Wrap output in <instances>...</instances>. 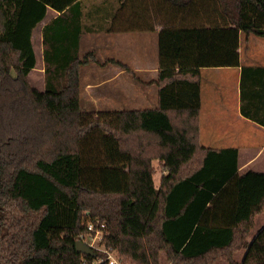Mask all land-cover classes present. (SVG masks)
<instances>
[{
  "label": "trees",
  "instance_id": "trees-1",
  "mask_svg": "<svg viewBox=\"0 0 264 264\" xmlns=\"http://www.w3.org/2000/svg\"><path fill=\"white\" fill-rule=\"evenodd\" d=\"M84 6L0 0V264H109L94 262L101 251H76L87 221L104 223L125 264H159L161 253L172 264H264V224L251 234L264 170H239L237 146L199 140L201 68L240 64V32L264 38V0ZM48 10L56 13L40 31L39 89L27 78L31 38ZM123 13L131 29L161 25L157 105L82 110L81 66L126 65L81 52L80 34ZM240 112L264 126V66H241Z\"/></svg>",
  "mask_w": 264,
  "mask_h": 264
},
{
  "label": "crops",
  "instance_id": "crops-1",
  "mask_svg": "<svg viewBox=\"0 0 264 264\" xmlns=\"http://www.w3.org/2000/svg\"><path fill=\"white\" fill-rule=\"evenodd\" d=\"M85 5L84 10H86V7L91 2H100V0H84ZM56 12L53 10H48L44 18L42 19V24L49 20L52 16L55 15ZM120 18V17H119ZM122 22L120 23L118 19L114 22L111 21V17L109 20L106 19L103 24L101 23V20L99 21V24L95 22V20H86L87 24H93L96 23L98 26L92 27L93 29L91 31L84 30L80 34V51L85 52L81 50V39L83 37V45L84 41L88 38H90L94 45H96L95 48H92L91 50H94L97 57H99V54H110L108 56H105L104 58L110 57V58H116L122 61L126 66L121 67L120 65H117L116 71L112 72L111 75H106L105 78H100L98 80H95L94 78H91L90 80H87L85 85L86 88H88L89 98L90 99H96L95 95L98 94L96 91L98 90V87L110 80H113L120 74L127 72L135 74L136 72H149L157 74V64H153V61H148V53L145 49L144 42H139L140 46L135 47L133 42L127 37L130 33L134 32H152L157 36V33L159 29L161 28V25L155 23L154 28L150 30H141V29H131L129 26L130 23V17L128 14H122L121 17ZM93 26V25H92ZM37 27V26H35ZM34 27V28H35ZM39 33L41 31V28L38 30ZM129 33V34H127ZM240 32L239 34V60L240 64L236 66H215V67H203L201 68V85H200V109H199V140L201 143L202 138L205 139H211L213 140V137L211 136V133L217 136L218 141H214L219 143V145H207V146H214V147H221V146H237L238 147V169L243 170L248 168L249 165L252 163H260V157L264 154V142L262 145L256 149V151L252 154H246L244 156V159L241 161L240 159V153L241 148L239 145L232 144L238 136H240L239 132L235 130V126L238 125L240 129V124L243 126H250V124H254L257 128L264 129V126H261L260 124L256 123L255 121H252L249 118H246L243 116L240 112V79H241V66L242 65H261L264 66V56L261 53V50L264 49V43L260 40H254L255 43V50L253 52H246L242 56L241 50L242 47H240V44L242 42V35L243 39L246 41H249L251 35L256 36L254 34L246 35L245 33ZM94 36L97 37V39L101 40L99 41L101 44H96ZM101 37V38H100ZM259 37V36H257ZM86 38V39H85ZM110 38V52L109 48L106 47V44L108 43V40ZM262 38V37H260ZM41 39V36H40ZM264 39V38H263ZM91 42V43H92ZM103 42V43H102ZM86 43V42H85ZM90 43V44H91ZM102 44H105L103 46ZM42 47V45H41ZM241 48V49H240ZM90 50V49H89ZM240 54L242 56V59L240 58ZM36 55V53H35ZM42 55V54H41ZM42 58V57H41ZM95 64V63H94ZM149 64H152L153 66L150 67ZM99 66H102L100 64H97ZM43 67V62H42ZM126 67H129L131 71L126 70ZM93 73L91 70L86 71V73ZM206 72L210 75V77L214 80L213 84L210 85V87H205L202 84L203 74ZM257 73H249L247 77L249 78V82L252 80H256L257 75H253ZM231 77L232 78V85L231 89L233 92V99H232V109H233V115L234 120H230L228 122L224 121V118L228 117V113L226 111L225 105H226V99H227V91L225 90L227 86L225 83L223 85L218 84V78L219 77ZM156 77V76H155ZM154 77V78H155ZM151 78L150 81H146L145 84H154L151 81L154 79ZM142 85V84H141ZM157 87V86H156ZM140 89H138L139 91ZM130 93L137 92L133 87L129 89ZM157 105V104H156ZM155 107V106H154ZM147 108V107H146ZM253 126V125H252ZM202 144V143H201ZM264 162V158H263ZM261 165H264L262 163ZM264 169V168H259ZM255 225V224H254ZM252 232V231H251ZM254 233V232H253Z\"/></svg>",
  "mask_w": 264,
  "mask_h": 264
},
{
  "label": "rangeland",
  "instance_id": "rangeland-1",
  "mask_svg": "<svg viewBox=\"0 0 264 264\" xmlns=\"http://www.w3.org/2000/svg\"><path fill=\"white\" fill-rule=\"evenodd\" d=\"M42 20L36 25L32 32V45L34 47V51L36 53V64L35 67L32 68L27 78L31 85L42 89L43 88V67H42V47H41V34L39 33V29L41 28ZM129 34V33H127ZM243 34V33H242ZM129 39L133 42L135 47L140 46L139 42H144L145 49L148 53V61H153V64L158 63V56H157V36L152 32H134L127 35ZM101 38V37H100ZM86 39V38H85ZM95 43L101 44L96 36H94ZM254 40L262 41L264 43V39L251 35L249 41L243 39L242 35V42L240 47H242L241 53L242 56L246 52H253L255 49ZM83 37L81 39V50L86 51L92 48H95L96 45L93 44L90 38L84 41V45L82 43ZM86 42V43H85ZM92 42V43H91ZM91 43V44H90ZM103 43V42H102ZM105 46V44H102ZM110 52V38L108 43L106 44ZM241 49V48H240ZM262 55L264 56V49L261 50ZM110 54H99V57L103 59L105 56ZM240 54V58L242 59ZM243 60V59H242ZM152 67V64H149ZM117 65L106 63L102 66H99L94 63L84 64L80 68V106L82 110H99V109H139V108H146V107H154L157 104V87L155 84H145L146 81H150L151 78L156 76L154 73L149 72H136L135 74L124 72L110 80L101 84L96 91L98 94L95 95L96 99H90L88 92V88H86V81L94 78L98 80L100 78H105L106 75H111L112 72L116 71ZM91 70L93 73L90 72L87 74L86 71ZM202 79V84L204 88L210 87L213 84L214 80L210 77L209 74L204 72ZM232 78L231 77H219L218 84L221 86L223 83L227 86L225 89L227 91V99H226V111L228 113V117L224 118V121L228 122L230 120H234L233 109H232V99H233V92L231 89L232 85ZM142 84V85H141ZM133 87L137 92L130 93L129 89ZM138 89H140L138 91ZM89 93V94H88ZM91 95V94H90ZM240 129L239 126H235V130H237L240 134L236 141H234L235 145H239L241 148L240 159L241 161L244 159V156L248 154H252L258 149L260 145L264 142V129L257 128L254 124H250V126H243L240 122ZM253 125V126H252ZM213 140L202 138L201 143L207 145H219V143L214 142L218 141L217 136L215 133L212 134ZM264 154L260 157V163H252L248 166V168L256 169V170H264L259 168H264V165H261L263 162ZM154 164H157V161H154ZM160 169L156 167L155 173L153 175L154 182L157 184L159 179ZM264 224V210L258 213L255 216V225L252 229V232H255ZM250 234V235H251ZM251 237V236H250ZM159 264H172L169 259L165 256L164 253H161L160 262Z\"/></svg>",
  "mask_w": 264,
  "mask_h": 264
},
{
  "label": "built area",
  "instance_id": "built-area-1",
  "mask_svg": "<svg viewBox=\"0 0 264 264\" xmlns=\"http://www.w3.org/2000/svg\"><path fill=\"white\" fill-rule=\"evenodd\" d=\"M104 223L87 221L85 232L78 236L91 250L103 252V256H98L94 262L106 260L109 264H125L117 258V250L112 245H107L104 240Z\"/></svg>",
  "mask_w": 264,
  "mask_h": 264
},
{
  "label": "water",
  "instance_id": "water-1",
  "mask_svg": "<svg viewBox=\"0 0 264 264\" xmlns=\"http://www.w3.org/2000/svg\"><path fill=\"white\" fill-rule=\"evenodd\" d=\"M75 249L77 252H85L90 254L91 253V249L86 246L81 240H75Z\"/></svg>",
  "mask_w": 264,
  "mask_h": 264
}]
</instances>
